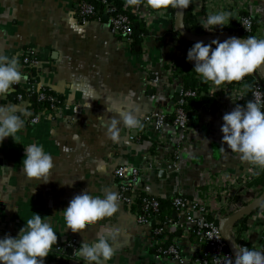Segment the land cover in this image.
<instances>
[{
	"label": "crops",
	"instance_id": "0c3cea01",
	"mask_svg": "<svg viewBox=\"0 0 264 264\" xmlns=\"http://www.w3.org/2000/svg\"><path fill=\"white\" fill-rule=\"evenodd\" d=\"M81 1L0 0V55L15 57L20 63L24 53L35 51L42 83L62 104L53 119L42 118L38 125L29 124L28 116L22 114L29 112L33 104L17 97L28 92L25 76L14 85L13 92L0 99V105L15 106L17 114L25 119L21 140L15 143L8 138L0 144V238L6 234L17 237L25 221L37 213L49 220L58 236L45 264H85L78 248L85 239L91 242L105 229L122 232L119 247L108 264H190L197 254L194 235L174 240L184 259L183 263L175 262L162 251L166 241L157 238L152 226L139 224L133 206L122 202L117 215L84 234L67 229L62 211L76 195L87 191L102 197L109 188L119 194L116 169H142L157 152L155 128L130 131L121 125L119 142L106 137L105 124L116 116L107 107L113 105L124 110L138 108L140 120L155 112L168 116L165 132L171 140L167 152L159 155L155 171L138 185L139 192L146 196L165 202L176 197L199 201L210 192L209 176L223 174L239 180L252 169L222 144L223 115L233 108L220 111L206 93L202 104L195 106L199 109L191 111L194 133L184 141L183 151L179 150L180 133L173 123L174 110L181 99L177 89L182 81L176 76L168 87L155 89L154 85V74L164 75L171 63L178 61L182 68L187 63L192 66L182 56L193 43L178 31V12L173 23L171 16L152 21L143 50H134L120 44L107 15L81 22L77 8ZM192 2L200 23L209 14L224 11L232 13L231 24L226 28L236 27L237 17L253 15L257 30L264 35V0ZM143 7L141 4L133 8L141 11ZM33 142L54 157L55 169L47 184L29 179L22 171L25 147ZM257 187L262 196L264 184ZM262 211L264 206L255 213ZM250 216L243 219L245 225ZM227 218L218 221L220 226ZM238 224L230 229L235 246L240 243ZM178 231L176 227L170 229L171 234Z\"/></svg>",
	"mask_w": 264,
	"mask_h": 264
},
{
	"label": "clouds",
	"instance_id": "9594fccd",
	"mask_svg": "<svg viewBox=\"0 0 264 264\" xmlns=\"http://www.w3.org/2000/svg\"><path fill=\"white\" fill-rule=\"evenodd\" d=\"M191 3L192 0H125L126 7L143 4L161 15L169 8L186 10ZM231 16L232 13L224 11L209 14L201 22V27L209 32L217 28L223 30L231 22ZM187 60L194 64L195 73L203 81L211 82L219 88L226 83L242 81L264 67V38L231 37L223 42H197L189 49ZM22 79L24 75L17 58L0 55V99L13 92L14 85L20 84ZM234 104L233 110L223 115L222 144L250 167L264 169V103L253 99L243 105ZM107 111L116 113L105 124V135L113 142L121 139V125L130 131L142 128L138 108L124 110L113 105L107 107ZM22 115L27 117L31 113L25 112ZM24 128L25 119L17 114L15 106L0 105V144L8 138L18 143ZM21 164L26 177L43 184L50 182L55 169L54 157L37 142L25 147V157ZM119 211V194L109 188L102 197L87 191L76 195L62 214L68 230L74 234H84L90 227L113 218ZM260 215L264 216V211ZM121 236L119 229H105L97 233L91 242L85 239L86 242L78 248V254L85 264H108L119 247ZM57 243L58 236L49 220L34 213L25 221L17 237L6 234L0 238V264H45ZM232 264H264V251L236 247Z\"/></svg>",
	"mask_w": 264,
	"mask_h": 264
},
{
	"label": "built area",
	"instance_id": "2783aa9c",
	"mask_svg": "<svg viewBox=\"0 0 264 264\" xmlns=\"http://www.w3.org/2000/svg\"><path fill=\"white\" fill-rule=\"evenodd\" d=\"M101 3L103 6L102 13L109 17L111 29L118 37L120 44L131 48L134 44V32L129 16L120 11L115 0H102ZM77 8L78 17L81 22H88L91 18L101 13L87 0L81 1ZM124 10L136 14L140 18V21L145 23L148 31L152 21L165 18L163 16L167 18L171 16L167 10H164L161 15L150 7L145 6L141 11L126 6ZM234 22L237 25V30L233 33L217 28L213 32L207 31L205 35L226 34L244 38V34H251L258 39L264 38V35H260L259 30H255L257 23L253 15L237 17ZM148 38L149 32L147 36L143 37L142 50ZM187 54L188 50L182 56L187 58ZM191 64L194 67V64ZM19 66L23 75L28 79V92L26 94H19L17 96L19 101L32 105L31 100L35 99V102L45 105V107L37 109L33 108V106L31 107L28 112L31 113L28 116L29 124L38 125L42 118L53 119L56 116L55 114H58L60 111L62 104L59 98L51 93L42 83V70L35 51L30 49L24 53L21 56ZM177 72L178 61H175L170 64L164 75L161 76L159 73H155V89H160L162 86H170L173 80L176 79ZM251 76L253 77V83L249 81ZM199 81L207 87L206 95L214 100L216 106L222 112L229 108H234V103L243 105L253 99H259L261 103H264V79L259 69L246 76L242 81L226 83L219 86V88L211 82L203 81L200 77ZM179 88L182 89L180 94L181 99L174 110L173 124L180 133L177 141L179 150L183 151L184 141L194 133L190 125L192 112H188L185 105L187 99L197 97V92L185 90L183 86ZM213 92L215 93L214 95L212 94ZM198 109L199 107H194L193 112ZM167 118L166 113L155 112L141 119L144 129L155 128L157 133V152L150 159L149 164L142 169L119 167L114 173L118 183L119 200L129 207L138 204V185L143 178L150 176L155 171L156 165L159 164V155L167 152L171 140V137L165 132ZM262 174H264V169L252 167L250 172L243 175L239 180H234L232 177L223 174L219 175V177L209 176L210 192L208 196L199 201L185 197H176L172 201L175 218H166V221L161 223L160 227L154 231L155 235L157 237L162 236L169 233L171 227H176L182 233L180 237L192 234L197 238V254L190 264H232L235 256L230 251L222 235L218 221L224 217L229 218L234 216L240 211H245L261 197L258 187L253 185V183ZM139 206L138 223L151 226V215L159 214L161 210L159 201L153 197H143ZM260 213H254L250 216V222L241 227V243L236 245L237 248L243 246L264 251V216H261ZM251 237L254 238V243H251ZM165 254L175 262H184L177 243H173L165 251Z\"/></svg>",
	"mask_w": 264,
	"mask_h": 264
},
{
	"label": "trees",
	"instance_id": "16d2710c",
	"mask_svg": "<svg viewBox=\"0 0 264 264\" xmlns=\"http://www.w3.org/2000/svg\"><path fill=\"white\" fill-rule=\"evenodd\" d=\"M89 3L94 5L98 11L101 13L99 15L94 16L91 20H99L104 14L102 13L103 6L101 1L102 0H87ZM117 6L119 7L120 11L126 15L129 16L131 20V26L134 32L133 39H134V44L131 47V49H137L138 47L141 48L142 43H143V37L148 35V28L145 25V23L140 21V18L134 14L133 12H127L124 10L125 8V0H115ZM167 11L170 13L172 17V23L174 21V17H176V13L178 10L176 9H167ZM184 28L189 32L193 33L197 36H202L205 35V30L203 27H201V23L198 21L197 16L195 15L193 11V2L190 4L189 8L186 10L184 21H183ZM258 28V25H255V30ZM230 33H233L237 30V26H231L229 28L224 29ZM249 36H253L251 34H244V38H247ZM177 76L180 77L182 81V86L184 87L185 90H190V91H195L197 92V97L195 98H190L187 99L185 108L188 112L192 111L195 106H199L202 104V101L205 99L202 97L203 94L207 93V87L203 86V83L199 81V75L195 73L194 67L191 66L190 64L187 63V67L182 68V65L179 64L178 66V72ZM249 81L253 83V77L251 76L249 78ZM31 103L33 104V108H43L45 105H41L37 102H33L31 100ZM264 184V174H262L259 179H257L253 185L256 186H261ZM139 198H138V204H135L133 206L134 211H136V214L138 215L140 213V206L139 203L143 199V197H148L144 193H141V191L138 193ZM150 197V196H149ZM154 199L158 200L161 206V210L159 214H152L151 215V226L153 231H155L157 228L160 227L161 223L166 221V218H171L174 219L173 215V202H165L160 199H157L153 197ZM248 220V219H247ZM246 220H242L238 224L239 228V233L241 232V227L245 225ZM182 235L181 231H178L176 233L171 234L166 233L162 236L157 237L158 239H163L165 240L166 244L163 246V253L174 243V240L177 238H180ZM241 243V241H240ZM239 243V244H240ZM251 249V248H250Z\"/></svg>",
	"mask_w": 264,
	"mask_h": 264
},
{
	"label": "water",
	"instance_id": "95a60500",
	"mask_svg": "<svg viewBox=\"0 0 264 264\" xmlns=\"http://www.w3.org/2000/svg\"><path fill=\"white\" fill-rule=\"evenodd\" d=\"M187 10V9H186ZM186 10H179L178 14H177V28L178 31L180 32V34L187 39L188 41L192 42L193 44L197 43V42H203L205 44H209L211 41L213 40H220L221 42L227 40L228 38L234 37L232 35H204V36H196L193 35L191 33H189L183 25V21H184V17H185V13ZM244 39V38H241ZM261 75L263 76L264 79V67L259 68ZM181 88H179L177 90V94L180 95L181 93ZM264 206V193L263 195L253 204L251 205L248 209H246L245 211L238 213L234 216H231L229 218H227L226 220L222 221L221 223V232L222 235L224 237V239L226 240L230 251L232 252V254L235 256L236 254V246L233 243L231 236H230V229L235 226L236 224H238L240 221H242L244 218L249 217L250 215H252L253 213L257 212L258 210L261 209V207Z\"/></svg>",
	"mask_w": 264,
	"mask_h": 264
},
{
	"label": "rangeland",
	"instance_id": "374dc122",
	"mask_svg": "<svg viewBox=\"0 0 264 264\" xmlns=\"http://www.w3.org/2000/svg\"><path fill=\"white\" fill-rule=\"evenodd\" d=\"M202 36H204V35H202Z\"/></svg>",
	"mask_w": 264,
	"mask_h": 264
}]
</instances>
